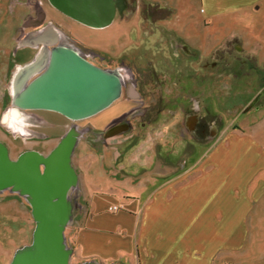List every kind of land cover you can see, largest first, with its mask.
Masks as SVG:
<instances>
[{"label": "rangeland", "instance_id": "obj_1", "mask_svg": "<svg viewBox=\"0 0 264 264\" xmlns=\"http://www.w3.org/2000/svg\"><path fill=\"white\" fill-rule=\"evenodd\" d=\"M135 1L136 7L129 11V15L124 18L116 16L105 29L93 31L90 27L51 10L45 5L47 3L44 4L47 22L43 27L23 30L21 21L26 15L20 18L19 1L14 0V8L12 0H0V144L9 150L13 160L27 150L47 155L71 126H77L79 131L90 127V119L75 122L48 111H21L20 117L26 125L16 130L8 127L9 114L14 109L10 102L11 90L10 94L5 92L9 60H26L27 56L36 59L44 49L50 50L45 45L39 49L31 46V49L24 50L20 41L27 33L36 35L50 25L58 33L57 40L60 43H68L72 48L86 53L73 37L89 46L101 39L114 56L118 47L129 49L136 42L145 44L150 49V45L162 36L166 38L165 33H168L175 39L185 41L190 50L198 54V58L192 61L194 63L191 62V67L197 75H204V80L189 86L192 97H189L187 105H205L217 124L211 130L216 136L207 140L191 137L185 129L179 110L171 108L170 112L160 110L153 131L147 129L142 138L130 142L126 148L124 145H127L128 138L121 136L127 129L124 125L106 142L84 146L83 141H80L72 161L76 183L67 192V196L72 199L79 195V203L82 198L79 173L90 171V188L97 192L113 193L121 200L124 196L136 197L140 191L135 188L140 186L148 192L156 179L161 181L180 170L193 171L197 166L206 164L210 167L236 164L250 167L257 164L259 151L264 150V101L257 103V107H245L248 96L256 94L264 85L260 80V76L264 75V67L252 61L254 69L249 73L245 72L243 67L248 63H238L236 57L250 59V56L245 49L241 52L237 48L236 41L226 42L233 34H244L243 43L249 44L247 48L258 51L259 46H254L253 42L263 33L262 14H259L260 18L252 29H245L243 25L232 23V18L225 16L216 17L213 22L205 24V7L201 0ZM148 4L157 10L156 21L147 20L141 12ZM157 28L161 30H156ZM23 31L24 34H21ZM224 42L226 43L223 45ZM12 50L14 55L11 54ZM217 55H221L224 61L218 64L215 58ZM194 80L192 77L191 82ZM4 115L6 122L3 121ZM188 123H191L190 119ZM22 197L9 190L0 192V264H11L15 254L32 241V236L26 238V228L30 220L32 235L35 223L29 212V205ZM70 224L69 219L64 231L67 251V229Z\"/></svg>", "mask_w": 264, "mask_h": 264}, {"label": "crops", "instance_id": "obj_2", "mask_svg": "<svg viewBox=\"0 0 264 264\" xmlns=\"http://www.w3.org/2000/svg\"><path fill=\"white\" fill-rule=\"evenodd\" d=\"M201 4L205 24L225 16L252 29L262 14L263 33L253 42L258 51L247 48L244 34L226 42L236 41L264 67V0ZM259 154L250 167L206 164L180 170L156 179L148 192L140 186L136 197L121 200L90 188V171L79 173L82 198L67 229L69 263L264 264V150ZM112 206L118 209L110 211ZM27 226L29 239L30 220Z\"/></svg>", "mask_w": 264, "mask_h": 264}, {"label": "water", "instance_id": "obj_3", "mask_svg": "<svg viewBox=\"0 0 264 264\" xmlns=\"http://www.w3.org/2000/svg\"><path fill=\"white\" fill-rule=\"evenodd\" d=\"M48 1L64 15L93 28L108 26L116 12L114 0ZM40 38L54 43L58 33L48 29ZM40 57L47 60L41 73L28 81L40 67L34 61L15 78L18 88L10 94L14 115L25 110L48 111L79 121L98 114L120 97V75L95 67L74 48L59 44L44 49ZM71 144L69 134L48 155L28 151L17 160H11L0 144V192L11 188L22 195L35 223L31 243L15 254L11 264H70L64 231L70 219L67 192L76 182L70 166Z\"/></svg>", "mask_w": 264, "mask_h": 264}, {"label": "flooded vegetation", "instance_id": "obj_4", "mask_svg": "<svg viewBox=\"0 0 264 264\" xmlns=\"http://www.w3.org/2000/svg\"><path fill=\"white\" fill-rule=\"evenodd\" d=\"M18 1V9L20 11L18 14L20 18H24V16L26 15L24 20L22 19L21 21L23 30H26L28 28L38 29L43 27V25L47 22V14L44 9L45 3H47L45 5H47L51 10L57 11L58 13L64 15L59 10L54 8L48 0ZM114 1L116 8L114 18L116 16L124 18V16L129 15L130 10H134L136 7L135 0ZM13 2L14 0H12L11 2L13 4L12 7L15 8V4ZM14 11L15 10H13L12 13L13 16ZM141 12L149 21H156V19L158 18L156 9L143 8ZM64 16L68 17L66 15ZM68 18L71 19L70 17ZM106 27H90V29L93 31H100L105 29ZM48 29L54 28L49 25V27L43 29L36 35L30 32L24 35V37L20 41L21 45L25 47L24 50L31 49V46H36V48L39 49L44 45L45 47L49 46L51 49L52 47L59 44L71 47L70 44L60 43L58 42V40L54 43H50L47 38L38 39V37H42L46 33V31H48ZM156 30L160 31L161 28H157ZM21 34H24V31L21 32ZM165 34H167L166 38H164L163 36L160 37L158 41H155L154 44L150 45L152 46L150 49L149 47L147 48V46L145 47V44H138L136 42L137 44L134 43L135 45H133L129 49H122L121 47H118L119 50H117L115 56L108 51V46L106 45L104 40L100 39L97 42L91 43L89 46L88 44L77 40L72 36V34H70L75 42L81 45L82 48L87 51L86 53L80 52L79 50H77V48H74L81 57H83L90 64L102 70L117 72L121 78L120 97L116 101H114L108 108L90 118H87L90 119V127H85L83 131H79L78 127L73 125L58 141L59 143L62 138L69 134L72 137L70 166L74 175L75 172L73 170L74 167L72 161L73 156L75 155L74 152L80 141H83L84 146L86 144L97 145L98 143L106 142V140L109 139L115 131L122 129L125 126L127 127V129L123 131V134L121 136L128 138L126 140L127 145H124V148H126L130 144V142L142 138L147 129L150 128L153 131V125L158 122V112L162 109H164V111L166 110L167 112H170L171 108L179 110L180 114L183 116L185 129L190 133L191 137L207 140L212 136H216V133H213L211 130L212 127L215 128L217 124L215 120H213L214 116L211 115V112L206 109V107H204L205 105H198L197 107L194 106V104H191V106L187 105L190 102L189 97L190 99L192 97L190 95L191 93L189 90V86L193 84H199L204 80V75H197L195 69H192L191 67V64L194 63L192 61L198 58V54L190 50L189 44H187L185 41L181 39H175L168 33ZM11 54L14 55V50H12ZM11 54H9V56H11ZM28 57L30 56H27L26 60H9V67L7 70L8 73L6 75L7 83L5 86V92L10 94V90H12L11 83L14 77V72H16L18 66L20 68H24L34 61L35 63L40 64L38 72L33 73L30 79H32L45 69L47 61L46 58H42L40 57V55L38 58H36L37 60L33 59V57ZM215 58L218 64L224 61L221 55H217ZM236 58L239 60L238 63L240 61H245L248 63V65L243 67L245 72L249 73L250 70L254 69L252 60L244 56ZM15 61H17L19 64H16ZM112 63L115 64L111 66ZM192 77H194L195 79L193 82H191ZM260 80L262 83H264V75L260 76ZM14 87L18 88L16 84ZM23 87L24 84L19 86L20 89H23ZM194 100L196 103L198 102L197 99ZM245 101L247 102L245 106L246 108H252L254 105L255 107H257V103H262L264 101V85L261 87L260 91H258L256 94L248 96ZM25 111L28 112L31 110ZM188 119L191 120V123H188ZM28 151L29 150L22 153ZM122 151L123 150H120V152ZM7 152L9 158L13 160L9 155L8 149ZM40 154L42 156H46L42 153ZM17 159L18 157L15 160ZM7 190L13 193L11 188ZM23 199L25 200V198ZM78 199L79 195H75L74 199L67 196V200L70 206V220L73 219L74 213L80 207ZM25 202L27 203L26 200Z\"/></svg>", "mask_w": 264, "mask_h": 264}, {"label": "bare ground", "instance_id": "obj_5", "mask_svg": "<svg viewBox=\"0 0 264 264\" xmlns=\"http://www.w3.org/2000/svg\"><path fill=\"white\" fill-rule=\"evenodd\" d=\"M22 68H18L16 70V73L14 74V77H13V81H12V94H14L16 88L14 87L15 86V78L17 77V75L21 72ZM6 118V117H5ZM9 122H7V125L8 127H10L11 129L13 130H16V129H21L22 125H26V123L21 119L20 115L16 116L14 115V113H10L9 114ZM7 121V120H6Z\"/></svg>", "mask_w": 264, "mask_h": 264}, {"label": "built area", "instance_id": "obj_6", "mask_svg": "<svg viewBox=\"0 0 264 264\" xmlns=\"http://www.w3.org/2000/svg\"><path fill=\"white\" fill-rule=\"evenodd\" d=\"M118 209V207L117 206H112V207H110V211H116Z\"/></svg>", "mask_w": 264, "mask_h": 264}, {"label": "trees", "instance_id": "obj_7", "mask_svg": "<svg viewBox=\"0 0 264 264\" xmlns=\"http://www.w3.org/2000/svg\"><path fill=\"white\" fill-rule=\"evenodd\" d=\"M143 8H144V9L152 8V6H151L150 4H148V5H145ZM154 8H157V6H154Z\"/></svg>", "mask_w": 264, "mask_h": 264}]
</instances>
